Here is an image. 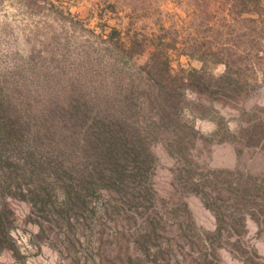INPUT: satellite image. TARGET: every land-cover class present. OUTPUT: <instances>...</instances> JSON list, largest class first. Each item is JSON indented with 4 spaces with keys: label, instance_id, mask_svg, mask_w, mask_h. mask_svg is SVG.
<instances>
[{
    "label": "rangeland",
    "instance_id": "obj_1",
    "mask_svg": "<svg viewBox=\"0 0 264 264\" xmlns=\"http://www.w3.org/2000/svg\"><path fill=\"white\" fill-rule=\"evenodd\" d=\"M261 5L249 13L233 7L232 0H0V99L21 115H34L69 97L114 98L125 93L137 66L154 51L152 43L157 38L168 43L170 73L180 88L173 116L182 146L174 150L165 144L168 140L150 138L157 159L147 182L164 205L184 201L193 227L181 228L185 213L164 216L161 245L169 241L184 247L193 259L206 253L202 233L214 229L215 218L193 187L216 171L231 187L239 185L248 193L260 186L261 191L256 196L259 224L249 217L253 210H246L247 232L229 240L239 239L243 251L220 244L218 258L222 264H243L246 257L264 264V0ZM130 34L144 38L146 46L128 58L118 44ZM189 70H202L206 81L182 88L179 79ZM226 70L229 79L214 80ZM145 83L139 84L140 91ZM228 87L237 91L225 94ZM215 88L218 92H212ZM137 102L141 104L139 98ZM169 138L171 134L164 139ZM223 195L232 197L227 190ZM107 199L94 198L92 210L84 213L90 242L74 234L77 241L70 246L63 242V229L54 226L36 237L33 216L26 218L29 206L7 197L15 213L10 235L17 253L1 251L0 264H100L97 255L92 261L86 256L96 254L101 235L103 264H132L127 256L137 226L130 210L119 207L113 216L103 217ZM80 222H75L77 232L82 231Z\"/></svg>",
    "mask_w": 264,
    "mask_h": 264
},
{
    "label": "trees",
    "instance_id": "obj_2",
    "mask_svg": "<svg viewBox=\"0 0 264 264\" xmlns=\"http://www.w3.org/2000/svg\"><path fill=\"white\" fill-rule=\"evenodd\" d=\"M261 2L232 0L233 7L249 13L256 12ZM144 40L130 34L118 45L122 54L130 58L134 52L144 49ZM167 45L157 38L152 43L154 51L145 63L137 66V75L130 80L125 93L114 98L69 97L64 104L45 105L34 115L29 111L21 115L9 101L0 99V252L17 253L10 235L15 213L7 197L22 200L29 206L26 218L33 216L31 219L38 226L36 237L44 236L46 227L54 226L63 229V242L74 246L77 240L72 237L76 234L78 239L83 236L86 244L90 242V234L85 232L89 226L84 224L87 221L84 213H90L93 199L102 195L108 196L103 217L113 216L118 207L131 211L129 217L137 226L131 241L132 251L127 256L132 264H222L216 252L220 244L243 251L244 245L239 244V239L232 243L229 240L233 235L247 232L246 210H253L249 217L259 224L256 212L261 209L256 196L261 194L260 186L247 193L239 185L234 188L230 182L218 178L216 171L202 176L193 187L215 218L214 229L202 233L207 242L206 253H199L198 260L188 256L184 247L177 248L169 241L165 247L161 245L159 227L164 226V216L171 214L180 218V213H185L180 218L181 228L193 227L184 201L178 198L164 205L153 197L147 182L157 159L150 147V138L164 143L168 140L165 144L174 150L182 146L173 116L180 88L174 86L177 77L170 73ZM217 79L223 82L229 79L228 70L214 78ZM145 81L147 86L140 91L139 84ZM204 81L202 70H189L185 78L179 79V84L182 88H193ZM234 91L237 90L228 87L225 94ZM212 92H218V88ZM170 134L172 138L164 139ZM226 190L232 197L223 195ZM58 196L60 200L55 199ZM156 201L160 202L159 206ZM161 207H164L162 211ZM137 217L139 223H136ZM77 221H81L80 232L74 229ZM224 228L228 231L226 234ZM102 239L103 235L96 254L91 253L86 259L92 261L97 255L100 264L107 261ZM242 262L257 264L251 259L249 262L248 257Z\"/></svg>",
    "mask_w": 264,
    "mask_h": 264
}]
</instances>
